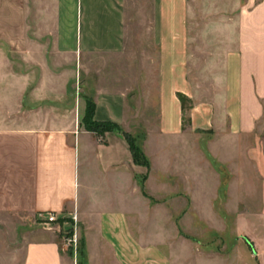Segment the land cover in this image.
Instances as JSON below:
<instances>
[{
    "label": "crops",
    "instance_id": "obj_1",
    "mask_svg": "<svg viewBox=\"0 0 264 264\" xmlns=\"http://www.w3.org/2000/svg\"><path fill=\"white\" fill-rule=\"evenodd\" d=\"M202 1L233 15L196 41L191 0H0V264H252L234 238L220 246L226 231L190 230L223 182L205 151L231 173L227 206L257 166L264 0ZM151 75L147 167L122 133L83 119L91 98L96 121L138 135L150 121L129 92ZM49 211L67 228L77 213L82 253L38 223Z\"/></svg>",
    "mask_w": 264,
    "mask_h": 264
},
{
    "label": "rangeland",
    "instance_id": "obj_2",
    "mask_svg": "<svg viewBox=\"0 0 264 264\" xmlns=\"http://www.w3.org/2000/svg\"><path fill=\"white\" fill-rule=\"evenodd\" d=\"M209 4L210 2L205 3L202 0H191V34L195 37V40L197 37H201L199 31L207 23L225 21L233 15V12L223 10L222 8L211 11L209 9L210 6L207 7ZM128 78L132 80L129 84L134 86L135 77L128 76ZM142 78H144V81L141 79L140 84L135 85L129 92L130 101L138 103L139 99H142L144 107L140 108V111L143 117H146L145 119L150 121L148 123L144 122L139 127L138 136L140 137V142L146 137L148 128H155L158 119L155 94L157 91L156 76L151 75ZM76 91L82 94L79 87ZM77 96L79 95L77 94ZM257 131L258 138L253 141L255 147L252 154V157L257 162V166L254 171H247L246 179L248 180L246 181H243L244 173H238L242 178H240L241 181L237 182V185L233 189L236 195V203H232L229 206L224 202L227 197L231 173L226 166L217 164L209 153L205 151L209 159L212 160L214 167L220 172L223 182L219 189V198L214 204V211L216 213L211 214V211H206L204 219L197 220L194 224L196 228L190 231H226L225 234H219L217 237L220 241L218 242L220 246L225 244L227 238H230L228 243L231 244V240L234 238L236 242H240L245 246L251 256L252 264H264V124H259ZM204 143H206V140ZM262 155L263 160L260 161L259 158ZM251 176L254 177L251 179ZM260 177L263 181H260ZM237 200L239 201L237 202ZM227 233H229V237ZM207 235L204 238L205 241L209 238ZM77 254L79 255V249Z\"/></svg>",
    "mask_w": 264,
    "mask_h": 264
},
{
    "label": "trees",
    "instance_id": "obj_3",
    "mask_svg": "<svg viewBox=\"0 0 264 264\" xmlns=\"http://www.w3.org/2000/svg\"><path fill=\"white\" fill-rule=\"evenodd\" d=\"M179 98L182 103L183 107V123L184 126H186V123H189V118L186 114L187 109L190 107L189 103L190 100L186 96L179 94ZM94 113H95V103L91 98L87 99V106H86V113L83 119V122L85 126L92 131H95L99 134H104L107 131H117L122 133L125 138L127 139L130 149L133 154L134 162L138 165L143 166H150L149 159L145 155L143 148L141 146L140 137L138 135H134L126 130H124L119 124L109 121H96L94 119ZM146 179V176L143 177V181ZM61 222L63 220H60ZM82 241L80 242L79 246V253H82ZM80 264V261H79Z\"/></svg>",
    "mask_w": 264,
    "mask_h": 264
},
{
    "label": "built area",
    "instance_id": "obj_4",
    "mask_svg": "<svg viewBox=\"0 0 264 264\" xmlns=\"http://www.w3.org/2000/svg\"><path fill=\"white\" fill-rule=\"evenodd\" d=\"M71 219L72 223L70 227H64L57 213L49 211L46 213H39L37 221L44 228L56 229L62 237L64 247L76 256L81 241L78 231V215L76 212L72 215Z\"/></svg>",
    "mask_w": 264,
    "mask_h": 264
}]
</instances>
